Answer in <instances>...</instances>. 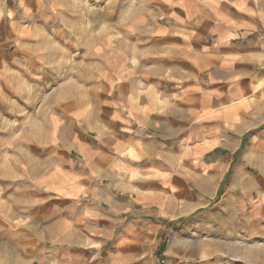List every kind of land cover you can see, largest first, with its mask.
Returning a JSON list of instances; mask_svg holds the SVG:
<instances>
[{
	"label": "crops",
	"instance_id": "obj_1",
	"mask_svg": "<svg viewBox=\"0 0 264 264\" xmlns=\"http://www.w3.org/2000/svg\"><path fill=\"white\" fill-rule=\"evenodd\" d=\"M43 1L0 0V104L30 61L41 67L23 19ZM146 1L144 63L112 80L87 67L81 95L66 85L33 115L28 144L1 157L0 264L259 259L264 0Z\"/></svg>",
	"mask_w": 264,
	"mask_h": 264
},
{
	"label": "rangeland",
	"instance_id": "obj_2",
	"mask_svg": "<svg viewBox=\"0 0 264 264\" xmlns=\"http://www.w3.org/2000/svg\"><path fill=\"white\" fill-rule=\"evenodd\" d=\"M150 15L156 14L146 0H44L29 8L23 21L32 35L24 44L36 49L41 67L30 61L24 68L29 80L25 87L14 85L6 92L9 102L0 104V113L6 114L0 115V159L15 158L18 148L28 144L33 115L49 109V102L58 100L66 85L74 97L81 95L79 81L87 67L90 73L104 67L106 79L112 80L132 59L141 58L139 62L144 63L137 49L140 45L135 46L144 40L137 42L135 33L143 36ZM11 83L16 84L14 79ZM22 92L25 102L17 104L16 93ZM33 96H37L35 102ZM257 242L250 241L248 255L259 257L252 264H264V240Z\"/></svg>",
	"mask_w": 264,
	"mask_h": 264
}]
</instances>
